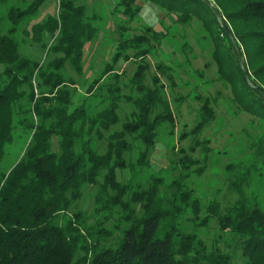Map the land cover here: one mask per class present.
<instances>
[{
	"label": "trees",
	"instance_id": "obj_1",
	"mask_svg": "<svg viewBox=\"0 0 264 264\" xmlns=\"http://www.w3.org/2000/svg\"><path fill=\"white\" fill-rule=\"evenodd\" d=\"M46 1L0 0V11L7 7L0 13V162L18 127L30 135L22 158L0 171V264H264V207L241 186L239 198L227 206L217 198L202 203L187 183L191 175L186 168L194 158L185 147L183 170L172 190L162 188L165 178L154 173L148 187L139 181L143 170L151 168L160 130L167 126L169 134L175 133L173 104L182 99L171 98L167 87L178 85L177 69L168 58L149 77L148 60L165 44L187 55L190 42L176 40L178 25L195 18L203 22L215 43L211 52L217 79L230 86L239 108L264 123V96L247 80L264 90V0H151L177 15L176 24L165 31L151 25L137 29L138 0H114L115 54L84 81L69 68L84 74L85 47L97 40L102 13L89 12L77 0H60L57 15L23 29L47 49L41 61L22 53L16 33ZM210 3L229 24L247 75ZM7 20L12 25L4 32ZM130 59L137 68L124 78L126 73L116 67L119 60ZM222 92L196 94L198 123L190 132L182 131L180 140L203 132L215 118ZM124 103L131 106V116L121 130L113 129ZM102 140L108 142L104 152L99 150ZM255 167L253 163L241 178ZM127 170L128 182H122L119 172ZM88 184L98 186L94 211L101 216L91 223L81 210L67 216ZM118 214L113 227L107 225Z\"/></svg>",
	"mask_w": 264,
	"mask_h": 264
},
{
	"label": "rangeland",
	"instance_id": "obj_2",
	"mask_svg": "<svg viewBox=\"0 0 264 264\" xmlns=\"http://www.w3.org/2000/svg\"><path fill=\"white\" fill-rule=\"evenodd\" d=\"M12 0H9L11 3ZM22 0H13L15 4H20ZM32 1V0H31ZM77 4L86 3L89 12L92 9L102 13V20L99 22L100 31L98 38L94 42H89L85 47L84 57V74L78 76L71 68L69 71L81 81L97 74L98 70L103 68L104 63L110 62L115 54V39L117 38V20L115 15L111 13V7L114 0H77ZM141 6L140 18L135 21L134 26L139 29L144 25H151L158 31H165L168 27L176 24L177 15L166 11L156 2L151 0H138ZM60 0H47L42 6L40 13H36L31 23L26 20L16 37L19 41V47L22 53L43 60L47 49L42 43L33 42L31 36H27L28 32L23 29H30V24L42 21L48 15L58 14L60 11ZM10 6V5H9ZM3 7L0 13H4ZM4 32L12 24L9 20L3 23ZM176 40L181 42L186 39L190 42L189 52L183 54L174 50L173 45L165 44L159 51V55H151L149 57V77L156 73V64L162 60L171 58L174 67H176V76L178 85L168 88L171 98L180 97V103L174 102L176 108V127L174 135L169 134L167 126L160 130L158 143L150 155L151 168L143 170L140 176L143 187H148L151 181L152 173L165 178V184L162 188L172 190L171 183L174 178H178L183 170L181 165V157L185 153L193 156L194 163H188L187 172L190 177L187 183L195 188V194L200 201L204 203L209 199L217 198L222 205L227 206L239 198V188L250 200H255L264 207V123L260 118L243 111L237 102L232 98L230 86H223L221 81L217 79V67L212 57V50L215 43L212 36L208 34L203 22L193 19L187 24L178 25ZM48 37V36H47ZM180 37H182L180 39ZM50 42H53L51 37ZM209 64V66H206ZM117 70L125 72L124 78L132 76L137 68L135 60L123 61L119 60ZM201 70L206 73L201 77ZM201 77V78H200ZM83 78V79H81ZM206 80H211L212 85H205ZM163 81L169 84L166 77ZM170 86V85H169ZM37 91V90H36ZM218 91H223L217 104L215 105V118L204 127L203 132L195 136L191 133L185 139L180 140L181 132H190L198 123V109L200 100L196 99V94H213L217 96ZM224 93V94H223ZM224 95V96H222ZM27 103V102H26ZM237 103V104H236ZM178 105V106H177ZM177 106V107H176ZM131 106L123 104L119 110L121 120L113 129L121 130L124 122L131 116ZM255 118L254 122L250 120ZM30 135L20 130L18 127L15 131V137L11 144L6 147L4 159L0 162V171L9 170L17 161H19L28 145ZM54 148L58 149V138L54 137ZM198 142V143H197ZM107 140L99 143V150L104 152L107 148ZM175 144V152L172 147ZM196 147L195 151L191 148ZM181 147L186 148V152H181ZM241 164L233 170L227 167V164ZM256 164L254 172L249 175V183L247 178L241 177L242 172L253 164ZM119 179L122 182H128V170L119 172ZM98 190L97 185L88 184L84 188V195L78 203L72 207L67 216H71L74 211L81 210L87 222L91 223L101 217L94 211V200ZM137 207V205H136ZM140 211V208L137 207ZM120 219V215H116L115 219L108 222L107 225L113 227L115 220ZM125 224L122 223L121 226ZM119 229H115L117 235Z\"/></svg>",
	"mask_w": 264,
	"mask_h": 264
},
{
	"label": "water",
	"instance_id": "obj_3",
	"mask_svg": "<svg viewBox=\"0 0 264 264\" xmlns=\"http://www.w3.org/2000/svg\"><path fill=\"white\" fill-rule=\"evenodd\" d=\"M207 2H209V0H205ZM210 6L212 8V10L214 11V13L216 14L219 22L221 23V25L226 28L229 32V34L231 35L232 39H233V42H234V45H235V48H236V51L238 53V57H239V60L242 64V67L247 75V71H246V68H245V65H244V62H243V57H242V53H241V49L239 47V44L238 42L236 41L235 37L233 36V33H232V30L229 26V24L226 22V20L220 15L218 9L212 4L210 3ZM247 80L250 82V84L252 85V87L257 90L258 92H260L263 96H264V90L260 89L258 86H256L253 82H251L250 78L247 76Z\"/></svg>",
	"mask_w": 264,
	"mask_h": 264
}]
</instances>
